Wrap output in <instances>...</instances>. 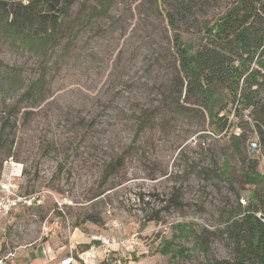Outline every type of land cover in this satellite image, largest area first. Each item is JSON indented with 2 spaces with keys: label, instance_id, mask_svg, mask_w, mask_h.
<instances>
[{
  "label": "rangeland",
  "instance_id": "obj_1",
  "mask_svg": "<svg viewBox=\"0 0 264 264\" xmlns=\"http://www.w3.org/2000/svg\"><path fill=\"white\" fill-rule=\"evenodd\" d=\"M160 1L115 0L103 16L92 18L97 20L67 57L62 53L69 31L62 48L50 55L44 98L21 107L13 153L6 146L0 154V197L8 187L10 197L33 201L0 223L5 264H19L26 257L22 252L45 243L66 246L74 234L88 243L74 254L82 264H205L197 236L205 240L209 259L229 258L217 231L238 201L247 205L252 199L247 164L257 161L256 171L264 174V114L258 110L237 120L229 112L234 126L215 135L208 114L192 104L195 99L184 103L166 17L175 0H165L169 6ZM235 1L220 0L203 18L205 8L197 18L177 19L192 52L199 48L204 21L215 23ZM99 3L75 2L66 18L72 32L81 30V19ZM0 59L22 69L27 82L43 73L38 57L6 43ZM7 108L8 87L0 93V130ZM242 133L247 143L238 156L231 138ZM253 141L260 146L256 152L250 150ZM256 187L263 198L264 185ZM113 223L120 228L113 231ZM97 237L118 245L134 237L136 244L115 246L112 258L90 256L85 262L80 254L100 248ZM180 247L187 258L175 256Z\"/></svg>",
  "mask_w": 264,
  "mask_h": 264
},
{
  "label": "trees",
  "instance_id": "obj_2",
  "mask_svg": "<svg viewBox=\"0 0 264 264\" xmlns=\"http://www.w3.org/2000/svg\"><path fill=\"white\" fill-rule=\"evenodd\" d=\"M24 1L26 3L17 4L12 0H0V9L4 12L0 15V45L6 43L18 52L32 53L41 60L43 73L27 82L22 69L7 66L0 59V93L8 87L7 117L0 130V154L8 146L10 156L21 107L24 104L33 106V102L38 104L48 90L50 55L62 48L69 31V42L63 46L62 53L67 57L80 33L97 20L92 18L103 16L115 2L99 0L90 17L81 19V30L72 32L71 23L66 18L77 0ZM219 3L220 0H175L173 9H166V17L182 75L178 90L181 95L185 91L184 103L195 99L192 104L208 114L213 134L226 135L234 126L229 112L237 120H242L245 114L253 116L258 110L264 114V68L261 66L264 63V0H236L215 23L209 24L205 20L199 48L192 52L191 46L183 39L186 31H181L177 19L197 18L201 15L199 11L205 8L203 18ZM160 4L169 6L165 0ZM260 120L264 124V117ZM231 143L235 153L243 156L247 135H234ZM247 165V183L253 187L252 199L247 205L238 201L237 207L222 219V229L217 231L230 256L220 261L209 259L205 240L197 236L205 264H264V218H261L264 217V197H258L256 187L264 185V174L256 171L257 161H250ZM224 167L229 170L226 161ZM87 220L99 222L92 216ZM174 251L175 256L188 257L183 247Z\"/></svg>",
  "mask_w": 264,
  "mask_h": 264
},
{
  "label": "crops",
  "instance_id": "obj_3",
  "mask_svg": "<svg viewBox=\"0 0 264 264\" xmlns=\"http://www.w3.org/2000/svg\"><path fill=\"white\" fill-rule=\"evenodd\" d=\"M85 243L86 242L85 239L83 238V235H77V234H74L71 237L69 244L63 247H56V246L53 247L50 243H45L43 245H39L37 248L33 249L30 253L25 251L22 252L20 256H24V254H26V257H23V259L19 264H61L62 260L70 256L73 257L74 264H81L75 261L74 254L79 253V248H84V246H86ZM74 244H76L79 247H76V245ZM12 255L13 257L16 256V254H12ZM98 255L104 256V254L99 250V248L95 246L90 247L88 250L80 254L81 258L85 262H89L90 256L93 257V259H95ZM112 257L113 256L111 255L110 258ZM6 258H8V256Z\"/></svg>",
  "mask_w": 264,
  "mask_h": 264
},
{
  "label": "built area",
  "instance_id": "obj_4",
  "mask_svg": "<svg viewBox=\"0 0 264 264\" xmlns=\"http://www.w3.org/2000/svg\"><path fill=\"white\" fill-rule=\"evenodd\" d=\"M259 148L260 146L256 141L250 143V150L252 152H256L257 150H259ZM17 171H18L17 167L14 166L12 169V172H14L13 175L16 174L15 172ZM3 191L5 192V195L3 197H0V223L4 219L5 215L8 212H10L12 209L17 207L18 205L26 204L28 206H31L33 204V201L31 199H25L22 197H10L8 195V187L3 188ZM111 226L112 229H114L113 231H115V229L120 228V225H118L117 223H113ZM94 240H99V241L101 240V245L99 250L102 251V253L107 257H110L114 253L115 246L120 247L121 245L126 248L127 244L130 245L136 244L134 237H132V239H127L121 242L119 245L107 237H97V239L95 238ZM9 257H13V255L9 254L8 258ZM0 264H5L3 259L0 260ZM61 264H74V259L72 256L67 257L61 261Z\"/></svg>",
  "mask_w": 264,
  "mask_h": 264
},
{
  "label": "water",
  "instance_id": "obj_5",
  "mask_svg": "<svg viewBox=\"0 0 264 264\" xmlns=\"http://www.w3.org/2000/svg\"><path fill=\"white\" fill-rule=\"evenodd\" d=\"M261 218L263 219L264 217H263V216H261Z\"/></svg>",
  "mask_w": 264,
  "mask_h": 264
}]
</instances>
